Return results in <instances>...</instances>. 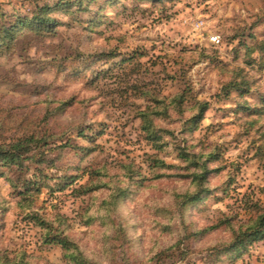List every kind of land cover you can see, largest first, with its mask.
<instances>
[{
    "label": "rangeland",
    "instance_id": "374dc122",
    "mask_svg": "<svg viewBox=\"0 0 264 264\" xmlns=\"http://www.w3.org/2000/svg\"><path fill=\"white\" fill-rule=\"evenodd\" d=\"M28 140L0 264H264V0H0V145Z\"/></svg>",
    "mask_w": 264,
    "mask_h": 264
},
{
    "label": "trees",
    "instance_id": "16d2710c",
    "mask_svg": "<svg viewBox=\"0 0 264 264\" xmlns=\"http://www.w3.org/2000/svg\"><path fill=\"white\" fill-rule=\"evenodd\" d=\"M207 109V104H203L201 112ZM32 140H28L27 142L17 141L16 143L1 146L0 145V163L4 166L14 165L18 166L22 161V156L27 155L31 148H29V143ZM26 159V157L24 158ZM252 236L255 238L264 237V229H263V217L259 219L258 224L253 228Z\"/></svg>",
    "mask_w": 264,
    "mask_h": 264
},
{
    "label": "built area",
    "instance_id": "2783aa9c",
    "mask_svg": "<svg viewBox=\"0 0 264 264\" xmlns=\"http://www.w3.org/2000/svg\"><path fill=\"white\" fill-rule=\"evenodd\" d=\"M211 41H212L213 43H219V37H218V36H213V37L211 38Z\"/></svg>",
    "mask_w": 264,
    "mask_h": 264
}]
</instances>
